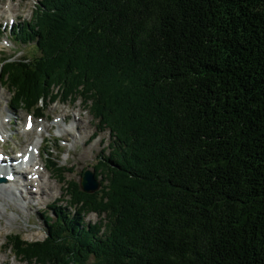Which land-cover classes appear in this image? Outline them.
Here are the masks:
<instances>
[{
    "label": "trees",
    "instance_id": "trees-1",
    "mask_svg": "<svg viewBox=\"0 0 264 264\" xmlns=\"http://www.w3.org/2000/svg\"><path fill=\"white\" fill-rule=\"evenodd\" d=\"M38 4L10 32L36 55L0 58L11 106L41 118L46 100H82L113 149L94 169L102 190L77 183L64 228L12 236L16 256L264 264V0ZM92 213L94 225L79 219Z\"/></svg>",
    "mask_w": 264,
    "mask_h": 264
},
{
    "label": "rangeland",
    "instance_id": "rangeland-1",
    "mask_svg": "<svg viewBox=\"0 0 264 264\" xmlns=\"http://www.w3.org/2000/svg\"><path fill=\"white\" fill-rule=\"evenodd\" d=\"M40 1L0 0V58L7 56L16 59L36 55L33 46H25L16 42L10 36V32L18 25L31 21ZM2 83V72H0V119L10 115L13 120L9 124L5 136L6 142L0 139V154L5 150L16 157L19 152H26L24 149L27 144L26 141L31 139V141H27L29 144L39 142L41 146H48L43 150V165H46L47 153L52 150L50 152L55 158L54 161L61 168L60 173L55 169H47L45 172V178H50V182L55 186L56 191L54 196L48 198L44 205L39 204L38 208L27 211L25 214L17 213L12 209L7 211L6 216L13 217L15 221L8 228L6 227L7 223H4L5 230L0 233V262L4 264V260H6L5 264H28L15 255L13 247L9 245L13 241L11 237L19 235L27 242L43 241L49 226L64 228L61 220V213L64 212L59 208H66L67 206L66 213L74 214L75 207L71 204L73 199L71 194L76 190L75 185L79 184L86 170L94 171L97 169L96 172H99L101 164H108L113 149L110 146L112 139L110 131L101 130L102 126L97 125V123L99 124L98 120H95L89 111H86L82 100L78 102L68 100L65 103L57 100L53 104L50 100H46L43 103L44 117L39 118L34 115V112L28 113L29 111L27 112L26 109L13 108L11 106L12 93L7 86L2 87ZM69 116L79 118L81 134L74 119L69 118L66 123L60 125L56 123L59 119ZM10 118H7L6 121ZM27 121L34 123L31 132L25 130ZM43 124L52 127L51 130H42ZM61 130L70 131L69 139L65 138L66 132L62 134ZM24 132L27 134L25 139L22 135ZM62 152L64 153L63 156H61ZM106 184L107 182L102 183V188ZM57 199H62L63 202L53 206ZM21 205L23 206V203ZM55 213H57L58 219ZM79 219L85 225H94L101 220V217L95 213L88 216L80 215ZM5 221L3 220V222ZM92 261L93 258L88 264H93Z\"/></svg>",
    "mask_w": 264,
    "mask_h": 264
},
{
    "label": "bare ground",
    "instance_id": "bare-ground-1",
    "mask_svg": "<svg viewBox=\"0 0 264 264\" xmlns=\"http://www.w3.org/2000/svg\"><path fill=\"white\" fill-rule=\"evenodd\" d=\"M1 85L3 87V84ZM7 118H10V115L4 116L3 118L0 119V139L4 140L5 142H6L5 136L8 131L9 124H11L12 123L11 121L13 120L12 118H10L8 119V121H6ZM69 118L74 119V121L77 122L78 124L77 127L81 134L82 129H81V125L78 122L79 118L76 119L75 117L72 118L69 116V117L59 119L56 123L58 125H60L61 123H66ZM80 120L82 119L80 118ZM28 123L29 122H27L26 125ZM79 125H80V129H79ZM41 127H42V130H51L52 128V127H47L46 124H43ZM61 132L63 134L64 132H66V130H61ZM69 134H70V131H67L66 137H65L66 139H69L68 138ZM22 135L24 139L25 137H27V134L25 132ZM38 138L40 139L39 136ZM27 141H31V139ZM27 141H26L27 144L24 147V149H26L27 152H29V149H28L29 146L33 144H35V146L32 149L34 151L31 152L32 153L31 171L29 173L21 174L19 176L21 178L25 177L26 185L22 187V185L18 181V177L10 179L9 182L7 183H0V233H3L5 230L4 223H7L6 227L8 228L15 221L13 217L6 216L7 211L9 209H12L17 213H22V214H25V212L27 211H33L35 208H38L39 204L44 205L48 198L54 196L55 191H56L55 186H53L50 182V178L48 179H46L47 177L45 178L46 176L45 172L47 171V169L42 163L43 159L41 155L40 156L35 155V152H36L35 150H38L40 148V153H41V150H43L44 148H48V146H41L39 142L37 143L33 142V144H29V142ZM0 155L9 156V155H12V153H9L4 150L3 152H1ZM8 165L11 166L12 164L9 163ZM9 175H14V173L9 172V174H6V176H9ZM62 202H63L62 199H57V201L54 202L53 206L56 205V203L61 204ZM21 203H23V206L21 205ZM3 220H6V221L3 222ZM4 262L6 263V260H4Z\"/></svg>",
    "mask_w": 264,
    "mask_h": 264
},
{
    "label": "water",
    "instance_id": "water-1",
    "mask_svg": "<svg viewBox=\"0 0 264 264\" xmlns=\"http://www.w3.org/2000/svg\"><path fill=\"white\" fill-rule=\"evenodd\" d=\"M80 186L83 192L94 194L100 190L101 182L95 178V174L92 170H86L80 179Z\"/></svg>",
    "mask_w": 264,
    "mask_h": 264
}]
</instances>
